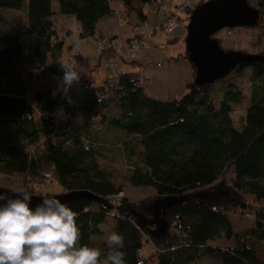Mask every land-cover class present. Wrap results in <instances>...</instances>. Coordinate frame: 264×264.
<instances>
[{
	"label": "trees",
	"instance_id": "obj_1",
	"mask_svg": "<svg viewBox=\"0 0 264 264\" xmlns=\"http://www.w3.org/2000/svg\"><path fill=\"white\" fill-rule=\"evenodd\" d=\"M247 2L259 10L255 28L264 35V0ZM51 3L0 0V173L35 182L36 188L23 186L34 196L57 195L43 193L55 178L62 190L58 195L83 190L97 197L64 204L78 213L79 245L97 248L102 243V260L108 245L100 224L111 215L113 231L125 238L121 250L127 264H191L202 259L206 264H264V62L249 61L208 86H194L192 79L187 92L172 98L148 95L138 72H118L95 84L78 71L77 62L79 83L67 92L57 91L64 74L58 64L64 38L67 58L77 61L78 55L70 54L74 46L68 32L58 37L54 15L74 16L79 39H93L106 17L144 27L148 16L143 6L157 0H56L57 10ZM184 10L188 20L193 7ZM139 40H146L143 31L128 38L127 50L138 49ZM109 46H97L99 59L92 70L114 50L111 42ZM257 55L264 56V50ZM247 66L249 103L235 123L234 108L244 97L237 81ZM43 77L55 90L32 87L31 78ZM59 108L65 118L53 116ZM133 140L141 148L134 163L128 161L134 155ZM116 149L130 168L125 182L152 189L154 198H172L168 209L159 210L152 197L133 201L123 196L112 203L125 185H116L98 159ZM43 165L51 175L48 183ZM229 171L223 188L217 181ZM229 214L250 217L253 225L235 230ZM151 220L154 229L146 226ZM220 236L231 240V246L209 244ZM145 241L154 249L142 256Z\"/></svg>",
	"mask_w": 264,
	"mask_h": 264
},
{
	"label": "rangeland",
	"instance_id": "obj_2",
	"mask_svg": "<svg viewBox=\"0 0 264 264\" xmlns=\"http://www.w3.org/2000/svg\"><path fill=\"white\" fill-rule=\"evenodd\" d=\"M205 2L208 0H157V3L153 4H145L143 6V10L148 16V22L144 24V33L146 40H139V47H133L130 51L134 55H139L140 51H144L146 53L147 58L146 61H143V65H138L129 61H124L123 55L125 54L126 49L128 48L126 44V38L123 36L125 34V28H122V40L118 43H115L113 39L116 38L114 34H97L96 37L89 38V40H93L95 45L93 48L88 49V56L96 57V61H98V49L97 46L101 43H104V38L112 39L107 42L108 46L110 42L114 50L118 53L116 56V60L114 62L113 71L115 74L118 72H138L141 77V82L146 88V92L150 96H160L162 98H172L187 92L186 84L194 79V67L187 58L184 57L186 53L185 40L183 38L185 33L184 25H187L189 22V18L187 20V12L184 10L186 8L195 7L198 2ZM51 6L53 10H57L56 0H52ZM162 6V7H160ZM161 9H164L167 13H162ZM24 18L26 15V11L23 10ZM168 20L174 21L173 32L168 30ZM54 30L56 31L59 38H64L63 35L65 33H69L68 36L72 40L74 37H77L78 33V23L75 20L74 16H66L61 14H56L53 17ZM118 25H125L130 27L132 23H128L126 21L118 20ZM114 24V25H115ZM99 25V24H98ZM113 25V20H107L102 23V27H110L111 30H115ZM100 31V25L98 27ZM143 29V28H142ZM103 32V30H102ZM186 36V35H185ZM111 37V38H110ZM177 38V40H174ZM216 40L219 41L220 47L223 51H236L242 52L245 54H258L264 50V35L260 33L255 27H236L232 29V31L227 32L226 29L220 30L216 36ZM65 40V48L63 51V58H67L68 50L67 45L68 42ZM85 40V39H84ZM82 41V40H81ZM96 46V47H95ZM73 48V47H72ZM107 48H110L107 47ZM81 50H86V43H84L81 47ZM78 52V50H76ZM127 54V58L129 59ZM76 53V52H75ZM70 54L72 52L70 51ZM125 56V55H124ZM169 56L178 57L177 60H171ZM87 57L84 52L80 55L82 68L85 66V72L90 73L89 63L86 61ZM93 62V61H92ZM93 64V63H92ZM94 65V64H93ZM93 67V66H92ZM97 78L102 75L104 71H109L108 64L104 63L97 65ZM250 67H245L243 71V75L237 81V84L242 88L243 99L240 104L236 105L234 108V112L232 114V118L235 123L238 121L239 117H241L245 108L248 105L249 101V92H250ZM90 76V75H88ZM101 80V77H100ZM31 85L34 89L42 88H50L53 86L47 77L43 78H31ZM57 84L56 82H54ZM97 82H95L96 84ZM138 137V135H137ZM134 146L130 147L134 151V155L130 154L128 158L129 162L134 163L137 159L139 152L141 151L140 144L136 142V140L132 141ZM100 167L105 170V172L109 175V177L115 182L116 185L124 184L125 190L119 193L117 196L112 198V203L117 204L118 199L125 196L130 200H143L149 197L152 199L155 196V192L150 188H133L130 187L125 181L129 174L130 168L127 164V160H125L122 151L120 150H112L111 152H105L103 157L98 159ZM43 173H47L50 175V172L46 170L45 165L42 168ZM232 175V172L229 171L227 175L222 179L218 180L217 184L221 183L222 187L225 188L228 185V178ZM51 176V175H50ZM23 186H27L26 179H23L22 176L13 175L6 176L0 173V188H4L7 190L14 191L17 188H23ZM33 189V188H32ZM46 191L52 192L53 194H60L61 188L58 185L55 178L46 184L44 187L43 193ZM159 198V197H158ZM252 218L247 217H239L235 214H229V220L232 227L235 230H244L253 225ZM149 229L156 228V223L151 220L149 224H146ZM100 228L103 230L102 240L107 244V236L111 234L113 231V220L111 215H106L103 222L100 224ZM96 242V241H93ZM102 251V243H96ZM209 244L218 247H229L232 244L231 240L225 239L223 236H220L213 241H210ZM96 245V246H97ZM154 248L150 242H144L140 254L142 256H146L152 253ZM205 259L199 260L197 262L191 264H206Z\"/></svg>",
	"mask_w": 264,
	"mask_h": 264
},
{
	"label": "clouds",
	"instance_id": "obj_3",
	"mask_svg": "<svg viewBox=\"0 0 264 264\" xmlns=\"http://www.w3.org/2000/svg\"><path fill=\"white\" fill-rule=\"evenodd\" d=\"M72 44L79 48L82 41L77 36ZM58 64L64 74L57 91L67 92L80 81L77 61L62 58ZM53 116L61 119L65 113L59 108ZM13 193L15 198L0 193V201L6 202L0 205V264H127L123 235L107 236L102 260L100 249L79 245L78 213L56 198L43 199L33 210L29 191L17 188Z\"/></svg>",
	"mask_w": 264,
	"mask_h": 264
},
{
	"label": "water",
	"instance_id": "obj_4",
	"mask_svg": "<svg viewBox=\"0 0 264 264\" xmlns=\"http://www.w3.org/2000/svg\"><path fill=\"white\" fill-rule=\"evenodd\" d=\"M260 20L258 9L249 5L247 0H208L197 4L186 26L185 46L187 58L194 67V86H208L213 82L228 75L234 68L249 61L259 60L264 62L263 55L245 54L236 51H223L219 41L213 35L222 29L236 27H255ZM0 193L15 198L11 190L0 188ZM45 198H56L62 203L71 199L98 198L87 191L76 190L66 194L51 197L32 195L30 208L33 210ZM6 203L0 201V205ZM173 204L170 197H159L154 200V205L164 212Z\"/></svg>",
	"mask_w": 264,
	"mask_h": 264
},
{
	"label": "crops",
	"instance_id": "obj_5",
	"mask_svg": "<svg viewBox=\"0 0 264 264\" xmlns=\"http://www.w3.org/2000/svg\"><path fill=\"white\" fill-rule=\"evenodd\" d=\"M110 19H112L113 20V25L115 24V23H117L118 22V18L117 17H115V16H111V17H106V18H103L100 22H99V25H100V31H99V33L100 34H105V35H107V34H109V32H111V34H114V36H116V38L115 39H113V41L115 42V43H119L121 40H122V37L123 36H125V37H127L126 38V43H128V38H130L131 36H133L135 33H140V32H144L145 31V29H144V27L142 26H135L134 24H132L130 27H127V26H125V25H118V24H115L114 25V27H115V30H111V28L110 27H102V23H104L105 21H107V20H110ZM122 28H125L126 30H125V34H123V36H122ZM143 28V29H142ZM102 30H103V32H102ZM111 38V37H110ZM108 40H110V39H108V38H104V41L106 42V45H108L107 44V42H108ZM84 43H86V48H87V51L86 50H81L80 49V47L84 44ZM95 45V43H94V41L93 40H89V39H85V40H82V44H81V46L79 47V48H76V47H73V48H71L70 49V51L72 52V53H75V52H77L76 50H78V52H77V55H78V57H77V62H78V71H81L82 72V74L85 76V77H88V78H90V79H92V80H94L95 82H97V83H100V82H103L104 80H111L113 77H114V75H115V73H114V71H113V66H114V62H115V60H116V56H117V52H114V50H110V51H107L106 52V54H105V61H104V63L106 62V64H108V68H110V70L109 71H104L103 73H102V75L100 76L101 77V80H100V77H98L97 78V68L95 69V70H92V66H93V64H95V62H96V57H91V56H88L86 53H88L89 51H88V49L91 47V48H93V46ZM96 47V46H95ZM82 52H84V54L86 55V57H87V59H86V61L89 63V68L87 67L86 68V70H89V74L88 73H86L85 72V67L84 68H82V64H81V60H80V55H81V53ZM130 53H131V55H128V57H129V59L127 58V54H129V52H128V50L126 49V51H125V56L123 55V59H124V61H129L130 60V62H132V63H135V64H138L139 62L141 63H143V61H146V58H147V55H146V53H144V51H140L139 52V55L137 56V55H134L133 56V54H132V52L130 51ZM96 55H97V53H96ZM171 57H173V56H171ZM93 61V62H92ZM93 63V64H92ZM139 63V64H140ZM99 64V63H98ZM101 64V63H100ZM138 64V65H139ZM88 75H90V76H88Z\"/></svg>",
	"mask_w": 264,
	"mask_h": 264
},
{
	"label": "built area",
	"instance_id": "obj_6",
	"mask_svg": "<svg viewBox=\"0 0 264 264\" xmlns=\"http://www.w3.org/2000/svg\"><path fill=\"white\" fill-rule=\"evenodd\" d=\"M161 12L163 14L164 13L168 14V12L165 11L164 9H161ZM167 25H168V30L172 31L173 26H174V21L173 20H168V24ZM230 31H232V29H227V32H230ZM43 175L45 177L46 183H48L50 181L51 176L49 174H47V173H43ZM26 182H27V186H30L31 188H36L37 187L36 183L31 181V180H29V179H26Z\"/></svg>",
	"mask_w": 264,
	"mask_h": 264
}]
</instances>
